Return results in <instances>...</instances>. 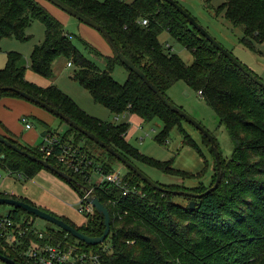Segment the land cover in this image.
I'll list each match as a JSON object with an SVG mask.
<instances>
[{"label":"trees","instance_id":"obj_1","mask_svg":"<svg viewBox=\"0 0 264 264\" xmlns=\"http://www.w3.org/2000/svg\"><path fill=\"white\" fill-rule=\"evenodd\" d=\"M60 1L102 26L119 52L139 68L163 96L166 97V92L179 81L193 92H200L201 99L217 116L218 124L224 127L232 144V152L226 159L219 151L221 180L217 188L207 194L217 177L214 156L213 176L208 186L199 184L182 188L155 182L166 190L157 191L126 168L125 185L115 187L102 184L96 188L94 196L107 209L110 217V233L98 246H88L60 229L53 231L49 227L41 230L42 238L39 239L32 223L37 218L13 208L8 212L9 218L16 225L27 228L23 249L30 242L74 247L78 252L95 255L97 262L93 264H264V89L232 65L175 8L163 0ZM211 1L206 0L207 3ZM220 13L233 26H241L242 45L251 53H256L257 46L264 42V0H223L217 8V14ZM142 19L148 20L146 26L140 24ZM36 20L44 26V39L31 51L29 68L33 72L52 79L55 61L65 59L74 68L72 79L111 115H135L145 123L159 120L162 129L155 141L160 145L165 143L170 131L184 120L167 109L147 85L129 70L123 84L116 82L111 73L116 65H123L114 53L112 57L103 56L83 41L89 52L104 59V69L85 58L74 45L72 35L38 0H0V41L6 37L22 42L30 40L26 30ZM164 32L192 54L191 65H185L170 46L163 47L158 38ZM26 69L20 54H6L5 66L0 70V100H24L16 92L8 90L10 88L24 92L59 111L136 168V164L140 163L167 175L193 177L174 169L171 161L147 158L131 146L125 139L129 124L103 122L89 116L56 87L43 89L27 82L24 78ZM55 118L67 126L66 132L61 135L62 141L77 147L88 159H94L105 173L114 170L113 163L122 165L105 149L58 117ZM37 122L44 128L41 136L56 133L49 126ZM201 136L213 155L209 141ZM2 137L69 175L74 183H67L79 196L83 190L90 188L83 176L68 172L53 157L41 153L39 145L23 146L10 134ZM184 143H191L187 135ZM96 151H101V154H96ZM0 168L10 174H19L24 180L33 179L40 171H48L3 144H0ZM173 191L201 196L189 198L175 195ZM0 198H11L36 207L88 237L96 238L103 234V218L95 211L93 215L85 216V222L76 227L68 219L37 207L25 198L1 192ZM177 198H182L185 203ZM190 202H194L192 210L189 208ZM105 244H109L106 250ZM0 255L19 264H29L8 246L1 235Z\"/></svg>","mask_w":264,"mask_h":264},{"label":"rangeland","instance_id":"obj_2","mask_svg":"<svg viewBox=\"0 0 264 264\" xmlns=\"http://www.w3.org/2000/svg\"><path fill=\"white\" fill-rule=\"evenodd\" d=\"M38 1H42L48 4L49 7H53L52 9L58 13L64 29L72 35L74 45L78 51L84 55L85 58L95 62L100 69H104V59L89 52L83 45V41L88 43L103 56L106 55V51L110 50L112 53L103 35L96 29L81 23L50 3L44 0ZM175 1L189 13L223 50H227L240 64L245 65L251 72L258 75L260 79H264L262 76V71L264 69V42L257 46L256 53H251L244 48L240 41L243 37L241 26H233L229 21L224 19L223 13L217 14V8L221 5L223 0H212L209 3H207L206 0ZM26 31L27 35L30 36V40L25 42L7 37L1 39L0 70L5 66V52H18L26 64L27 69L25 75L26 73L32 75L33 80L40 79V81L45 83L53 82L54 87L73 99L77 106L91 117L114 125L124 122L129 124L126 141L142 155L160 162L171 161L174 169L193 175L191 178H181L164 174L160 170L140 163L136 164L137 168L151 181L162 185H177L182 188H192L199 184L203 186L209 185L208 183H210L213 176V155L204 145L202 136L197 129L185 120H181L179 126L174 127L170 131L169 137L165 143L162 145L158 144L155 141V137L162 129V123L159 120L145 123L135 115H124V117L121 115H111L104 106L95 103L88 92L80 86L78 82L72 79L73 67H63L61 63L59 65V61L63 63L61 58L56 60L53 65V70L55 72L54 78L47 79L33 72L29 68V59L34 45L40 43L44 39V26L41 22L36 20ZM158 39L163 47L167 45L170 46L172 52L177 54L185 65L192 64V54L166 32L162 33ZM260 52L262 54H260ZM56 69L57 71H55ZM111 76L116 82L123 84L127 79L128 72L125 67L116 65ZM166 97L174 106L180 108L186 115L199 123L214 138L218 151H220L223 158L227 159L230 157L232 144L231 141H229L224 127L218 124V118L215 113L205 104L197 93L190 90L184 82L179 81L166 92ZM2 101L3 100H0V115L5 114L12 126L18 125L24 130L25 127L20 122V117H18L19 110L7 104L4 106ZM29 105L39 109L36 105L31 103H29ZM55 119V124L51 125L50 128L52 131L56 132L55 134L61 136L66 132L67 126L65 124H60L57 118ZM33 125V129L30 131L31 134H40L44 130L43 126L36 120L33 122ZM23 130H21L22 133H29V131ZM185 135L190 138V144L184 143ZM72 147L77 148L75 146ZM99 152L101 154V151H96V154ZM113 169L119 170L121 175L126 173V168L122 165L120 166L118 163H113ZM101 178L100 174L92 173L91 182L98 183ZM0 192L16 198H28V200L37 199L38 196L47 193L49 196L53 197L59 205L65 208L68 219L72 221L74 225L84 220V216L79 214L76 210L80 200L78 193L67 182L48 171H40L33 179L24 180L0 168ZM177 200L185 203V200L182 198H177ZM12 209L13 207L11 206L0 205V216L5 215ZM84 222L85 221H83L82 224ZM32 223L38 230H45L47 227L51 228L53 231L59 230L57 226L41 219H35ZM105 245L107 247L109 244ZM0 264L4 263L0 261Z\"/></svg>","mask_w":264,"mask_h":264},{"label":"water","instance_id":"obj_3","mask_svg":"<svg viewBox=\"0 0 264 264\" xmlns=\"http://www.w3.org/2000/svg\"><path fill=\"white\" fill-rule=\"evenodd\" d=\"M51 5L57 7L64 13H66L69 16L74 17L81 23L90 26L94 29H96L98 32H100L105 40L107 41L108 45L110 46L112 52L115 54L119 62L130 72L134 73L138 78H140L146 85L147 87L157 96V98L165 105L167 109H169L172 113L178 115L180 118L184 119L187 123L192 125L195 129H197L210 143V150L213 153L214 160H215V165H216V182L213 187L208 189L205 194L214 191L220 180H221V160L219 156V151L217 144L214 140V138L196 121H194L192 118H190L188 115H186L180 108L174 106L167 97L163 96L158 89L150 83V81L147 79V77L144 75V73L137 67L133 65L132 62H130L127 58L124 57L123 54H121L108 34V32L99 24L96 22L88 19L84 15L80 14L79 12L75 11L68 5L64 4L60 0H44ZM165 3L169 4L173 8L176 9L178 13H180L189 23L191 27H193L196 31H198L201 36L206 39L216 50H218L225 58H227L232 65H234L240 72H242L246 77L251 79L254 84L260 86L262 89H264V82L261 79L256 78L250 71L247 70L245 65L240 64L233 56L231 53H229L227 50H223V48L213 39L211 38L206 31H204L201 26L189 15L188 12H186L180 5H178L175 0H163ZM10 91L16 92V94L24 99L25 101H28L30 103L36 104L39 106L41 109H44L48 113L54 115L55 117H58L80 133H82L84 136H86L88 139H90L92 142H94L96 145L100 146L101 148L105 149L108 154L111 156L115 157L125 168L129 169L131 172H133L137 177L140 178L141 181L149 185L152 189L157 190V191H166L164 190L160 185L156 184L155 182L151 181L147 176H145L138 168H136L132 163L127 161L124 157H122L120 154L115 152L112 148L108 147L105 145L103 142H101L98 138H96L94 135L89 133L88 131L82 129L79 127L75 122L71 121L70 119L66 118L63 116L59 111L52 109L50 106L46 105L45 103L40 102L39 100L33 98L32 96H29L28 94L21 92V91H16L14 89H8ZM0 144H3L7 148L13 150L15 153L27 157L29 160L39 163L44 169L50 171V173H54L56 176L59 178L65 180L68 183H74V180L67 175L66 173L57 170L50 164H48L44 160H40L32 155H30L27 151H23L19 147H17L15 144L11 143L8 141L6 138L2 137L0 135ZM175 195H184L189 198H198L201 195H196L193 193L189 192H183V191H173L172 192ZM88 203L91 204L95 210V212L103 218V223H104V231L103 234L100 237L96 238H91L88 237L79 231H77L75 228L71 227L70 225L64 223L60 219L50 215L49 213H46L36 207H33L31 205H28L24 202L14 200L11 198H0V205H8L11 206L15 209H21L25 211L27 214L34 216L37 219H41L43 221H46L48 223H51L55 226H57L60 230L66 232L67 234L71 235L73 238L76 240L88 245V246H98L102 244L106 238L108 237L110 233V217L108 214L107 209L99 202L96 196H91L88 199ZM194 207V202L189 203V208L192 210ZM0 261L3 262L4 264H19L7 257H4L0 255Z\"/></svg>","mask_w":264,"mask_h":264},{"label":"built area","instance_id":"obj_4","mask_svg":"<svg viewBox=\"0 0 264 264\" xmlns=\"http://www.w3.org/2000/svg\"><path fill=\"white\" fill-rule=\"evenodd\" d=\"M126 1V0H120ZM140 24L146 26L147 19H142ZM168 46V45H167ZM71 67L70 63H67ZM200 92L198 95L200 96ZM20 122L25 129H30L31 125L25 116L20 118ZM39 151L45 156L53 157L65 170L72 174L83 176L84 181L89 185L88 190H83L82 195L79 196V205L77 212L81 215L91 216L94 214V208L88 203V199L94 196L96 188L102 184H109L111 186H123L124 174L121 175L119 170H113L110 173H105L100 164H97L93 159H88L86 154L78 148L72 147L69 143H64L61 136L57 134H46L41 137L39 144ZM92 173L101 175V180L98 183L91 182ZM17 178L22 179L21 175L12 174ZM85 219V218H84ZM35 228V227H34ZM36 229V228H35ZM27 228L16 225L14 221L9 218V214L0 216V235L7 241L8 246L19 253L21 258L29 264H93L97 262V257L92 253L78 252L74 247H62L53 244H38L30 242L31 244L23 249L24 235ZM38 238H42L41 230L35 231ZM104 250L109 248L104 245Z\"/></svg>","mask_w":264,"mask_h":264},{"label":"crops","instance_id":"obj_5","mask_svg":"<svg viewBox=\"0 0 264 264\" xmlns=\"http://www.w3.org/2000/svg\"><path fill=\"white\" fill-rule=\"evenodd\" d=\"M40 3L44 6V8H46V10H48V12H50L52 15H54V17L61 22V19H60L58 13L56 11H54V9H52L53 8L52 6L49 7L48 4H45L42 1H40ZM62 25H63V23H62ZM26 35H27V31H26ZM27 36H29V35H27ZM40 43H38V44H40ZM38 44H36V45H38ZM8 52H15V51H8ZM8 52H5V55ZM16 53H18V52H16ZM260 54H262V53L260 52ZM112 55H113V52L111 53L110 50L106 51V55L105 56L112 57ZM61 60L63 61V63L61 61H59V65L61 63V65H63V67H65V66L68 67L67 66L68 62L65 59H63V58H61ZM5 63H6V57H5ZM68 68H72V66L68 67ZM55 71H57V69ZM262 76L264 78V69L262 71ZM54 77H55V72H54L53 78ZM24 78H25V80L27 82H29V83L37 86V87L43 88V89L48 88L50 86H53V82L45 83V82L40 81V79H35L36 81H39V82H36L35 80H33L32 75H29L28 73H26V75H24ZM262 80H264V79H262ZM1 100H3L2 104L4 106L7 104V105H10L13 108H16L17 110H19L18 117L21 118L22 116H25L27 118L28 122L31 125L30 129H25L24 128V130L29 131V133H22L21 132V130H23L22 127H19L18 125L17 126H12L10 121H9V119H8V117L5 114L0 115V135L7 137V135L10 134L15 141H17L19 144H21L23 146H37L41 142V137H42L40 135L41 133L40 134H36V133L35 134H31L30 133V131L33 129V126H34L33 122L35 120L36 121H40L41 123H43V124H45V125H47L49 127H51V125L55 124V122H56L55 121L56 120L55 117L52 116L50 113H48L47 111H45V110H43V109H41L39 107H38L39 109L33 108L32 105H29V103H25L26 101H22L20 99H15V98H3ZM125 115H128V114H125ZM121 116L124 117V115H121ZM128 116H131V115H128ZM109 124H111V123H109ZM127 135H128V133H127ZM127 135H126V137H127ZM25 199L28 200V198H25ZM28 201H30L31 203H33L37 207H40V208L45 209V210H47V211H49L51 213H54V214H56L58 216H61V217H64V218L68 219V214H67L65 208L62 207L61 205H59L54 200V198L49 196L47 193H43L42 195L38 196L37 199L28 200ZM84 220H82L79 224H75V225L77 227L80 226Z\"/></svg>","mask_w":264,"mask_h":264}]
</instances>
